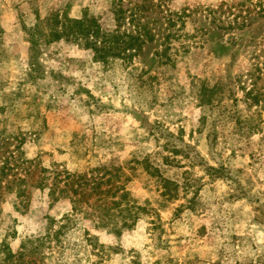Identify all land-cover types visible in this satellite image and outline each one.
I'll return each mask as SVG.
<instances>
[{"label": "rangeland", "instance_id": "obj_1", "mask_svg": "<svg viewBox=\"0 0 264 264\" xmlns=\"http://www.w3.org/2000/svg\"><path fill=\"white\" fill-rule=\"evenodd\" d=\"M118 1L0 0V248L17 253L51 219L73 213L69 197L55 199L59 189L50 196L69 171L88 182L85 209L118 183L129 206L159 216L140 211L130 229L115 232L91 221H107L103 211L80 213L64 255L41 264H264L260 0H122L125 18ZM87 17L98 20L112 54L119 35L134 37L135 48L103 62L85 40L55 37L58 22ZM159 174L180 183L177 199L161 195ZM101 178L112 181L92 190ZM85 228L104 245L103 259L84 247Z\"/></svg>", "mask_w": 264, "mask_h": 264}, {"label": "trees", "instance_id": "obj_2", "mask_svg": "<svg viewBox=\"0 0 264 264\" xmlns=\"http://www.w3.org/2000/svg\"><path fill=\"white\" fill-rule=\"evenodd\" d=\"M121 3L122 0H119V6L115 7V11L117 14H123L120 15L121 18H125L124 14L126 13V11H124V9L122 8ZM244 5L245 4H241L240 6L244 8ZM257 5L260 9V12L264 13V0H260ZM238 17L240 16H235L236 19ZM58 24H61L62 31L55 33L56 38L60 39L65 35L70 36L76 41L85 40V46H91L96 52L95 57L103 62H106V60H108L107 57L112 54L111 51L113 50V45L109 42L108 38H105L104 35H101L102 28L97 19L90 17L81 20L66 18L63 21L58 22ZM32 32H34L33 43L35 46H37L39 44L41 32L39 31L38 27L32 29ZM108 34L110 37L112 36L111 33ZM128 36L131 37L132 41H126L123 37L121 38L120 35L111 39V42L113 41V43L117 44L116 49L119 50L117 52H114L112 55L122 56L123 53H126L127 51L135 48L134 46L135 44H137V41H134L135 38L131 35ZM254 91V89H251L249 94H252V100L254 104L259 105V103L261 102L260 96ZM171 149V152H173L174 155H178V153L180 152L175 146ZM172 162L178 161L175 157H165L166 164L172 165ZM6 166L7 165L5 163L4 167H2V169L0 170V189H2V179L6 176V172H4ZM153 168L155 169V172L160 171V169L157 167ZM207 169L211 171V174L218 173L219 170L214 166H208ZM185 173L188 172L186 171ZM59 174L60 173H58V175L56 176L57 179L59 177ZM65 174L64 186L60 189L58 184L59 180H55L52 188H50V196H55L57 190L59 189V196L55 199H59L61 197V193L63 194V196L69 197L73 202V213L65 215L60 221L51 219V223L47 228V232L44 235H32L26 237L22 242L20 251H18L17 253H14L8 244H3V247L0 248V253L4 254L2 264H41L44 259L52 258L56 253L60 254V256H57L59 259L64 255L66 248H68V244L65 239L67 238L68 233L74 228L72 224H77L76 219L78 217V214L80 213H83L84 216L93 217L95 216V212L97 210L103 211V216H107L108 218L107 221H104L103 218L99 219V221L93 218L91 219V221L93 220L94 222H96V227L105 228L109 231L115 230V232H120L119 230L126 228L130 229L140 218V211L149 214H156L159 216V211L155 208H149L148 206L142 207L140 205L136 206L135 204L129 206V200L127 199L128 197H131L130 192L126 190L124 185H120L118 183L105 191H101L100 193L103 195L99 197L95 203H89L88 208H92L91 211H89L82 205L83 202H88L85 198L91 195V193H86L88 182L84 181V177L81 174L71 173L69 171H66ZM114 176L117 179L118 177H120L118 170L117 173L113 175V177ZM158 177L160 179L162 187L161 195L168 201L177 199L179 189L181 188L180 183L167 179L161 174H159ZM21 181L22 183H25V179H22ZM111 181L112 179L109 178L107 179V181H103V178L98 180L94 179L92 181L91 189L96 190L101 186L102 183H110ZM184 184V187L188 188L192 183L190 182V179L187 178L185 179ZM47 186L48 185L45 182H41L39 185V187L42 189L46 188ZM6 189H12L11 185L5 184L4 190ZM17 194L18 197H21L22 201H24V189H17ZM108 201L111 202V205L108 204ZM123 202H126L127 205L122 206ZM116 209L118 210V212L115 211ZM111 210H113V213H111ZM117 217L122 218V226L120 228L116 227ZM84 239L86 242V245L84 247H91L92 253L103 259L104 245L98 243V237L96 235H93L85 228ZM89 264H100V261L93 260Z\"/></svg>", "mask_w": 264, "mask_h": 264}]
</instances>
